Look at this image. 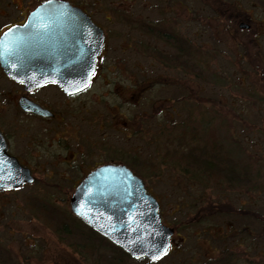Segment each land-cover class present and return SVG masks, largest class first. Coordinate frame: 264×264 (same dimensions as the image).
Returning a JSON list of instances; mask_svg holds the SVG:
<instances>
[{
    "label": "rangeland",
    "instance_id": "374dc122",
    "mask_svg": "<svg viewBox=\"0 0 264 264\" xmlns=\"http://www.w3.org/2000/svg\"><path fill=\"white\" fill-rule=\"evenodd\" d=\"M72 1L132 11L139 5L138 0ZM174 1L182 11L185 0ZM186 5L194 50L202 52L191 60L199 76L192 74L186 91L167 85L145 90L139 170L174 235L161 260L130 258L123 264H264V0H186ZM150 63L145 58V69L153 75L159 67ZM176 82L184 85L183 76ZM172 127L175 138L168 134ZM209 136L237 161L241 183L216 189L185 164L191 148ZM28 190L0 194V246L12 264H105L35 220ZM220 205L242 213L210 214ZM98 254L112 256L103 247Z\"/></svg>",
    "mask_w": 264,
    "mask_h": 264
},
{
    "label": "flooded vegetation",
    "instance_id": "af4514ba",
    "mask_svg": "<svg viewBox=\"0 0 264 264\" xmlns=\"http://www.w3.org/2000/svg\"><path fill=\"white\" fill-rule=\"evenodd\" d=\"M46 1L0 0V38L22 26ZM63 1L80 9L96 28L94 71L85 88L66 93L52 82L26 90L0 66V136L6 154L34 178L0 194L29 189L26 199L32 206L50 205L59 215L67 211L73 215L71 197L94 170L125 166L141 178L144 92L164 85L186 91L195 44L186 0L180 12L174 0H138L135 11L123 5ZM198 53L202 54L196 51L195 56ZM145 58L159 67L153 75L145 69ZM153 63L149 66L155 67ZM180 75L184 85L176 82ZM22 101L29 108L22 107ZM169 103L175 104L170 99ZM175 130H169L170 137L175 138Z\"/></svg>",
    "mask_w": 264,
    "mask_h": 264
},
{
    "label": "water",
    "instance_id": "95a60500",
    "mask_svg": "<svg viewBox=\"0 0 264 264\" xmlns=\"http://www.w3.org/2000/svg\"><path fill=\"white\" fill-rule=\"evenodd\" d=\"M61 5L63 7H61ZM45 17L49 25L41 30L34 18ZM27 24L28 27H23ZM22 26L3 33L10 55L0 56L3 73L26 90L45 83H56L66 93L89 84L94 71L93 31L96 29L80 9L63 0H49L38 6ZM247 29L248 25L240 24ZM21 106L29 108L25 101ZM0 191L15 189L34 178L5 152L0 136ZM159 202L151 196L141 178L125 166H102L76 188L70 211L88 227L126 252L134 260L154 262L167 254L174 229L163 224ZM166 247V251H163ZM160 252L155 259L153 253Z\"/></svg>",
    "mask_w": 264,
    "mask_h": 264
},
{
    "label": "trees",
    "instance_id": "16d2710c",
    "mask_svg": "<svg viewBox=\"0 0 264 264\" xmlns=\"http://www.w3.org/2000/svg\"><path fill=\"white\" fill-rule=\"evenodd\" d=\"M191 52L193 59L196 54L193 46ZM191 72L193 75L196 73V67L193 65H191ZM196 75L199 76L198 74ZM178 133H180L182 137L185 136V134L180 131ZM176 157V160L179 162L184 160L183 156L178 157L175 155L174 158ZM185 157L189 160L188 162H185V164L198 170V172L202 174L201 177H203V180H207L212 186L214 185V188L216 189H224L225 186L223 185L225 183L227 184V187H232L235 184L242 182L237 161H234L229 157L228 152L213 136H209L208 139L203 141L200 145L192 147ZM214 210V213L210 212V214L215 215L218 214L217 212L242 213L241 211L238 212L232 209L225 211L224 205H220ZM32 212L35 218L45 226L55 229L58 233H61L64 236H68L71 239V242H78V244L82 245L87 253L96 260L103 261L105 264H123L126 260L130 259L126 252L108 241L92 228L79 221L68 211L61 212L62 214L59 215L55 211L54 206L34 205L32 207ZM205 215L207 216L208 212ZM73 223H75L74 226L72 225ZM75 229H77L78 232H74ZM101 247L111 251L112 256L107 258L98 254V250ZM0 264H12L9 253L1 246Z\"/></svg>",
    "mask_w": 264,
    "mask_h": 264
},
{
    "label": "snow or ice",
    "instance_id": "6c2138e0",
    "mask_svg": "<svg viewBox=\"0 0 264 264\" xmlns=\"http://www.w3.org/2000/svg\"><path fill=\"white\" fill-rule=\"evenodd\" d=\"M49 3H51V0H49ZM61 7H63L61 5ZM32 23L34 25L39 24V27L41 30H47V28L49 27V25L46 23L45 17L40 16L38 18H34V20L32 21ZM23 27H28L27 24L23 25ZM13 31V29H9V32ZM11 53L6 49L5 45L3 44V42H0V56H6V55H10ZM0 180H3V174L0 173ZM163 251H166V247H163L162 249ZM160 252H155L153 253L152 258L155 259L159 256Z\"/></svg>",
    "mask_w": 264,
    "mask_h": 264
}]
</instances>
